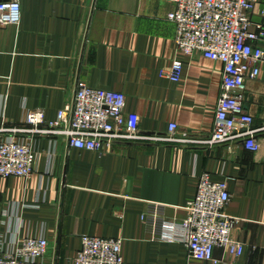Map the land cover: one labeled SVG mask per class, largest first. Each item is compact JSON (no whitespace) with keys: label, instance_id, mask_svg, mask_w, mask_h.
I'll return each mask as SVG.
<instances>
[{"label":"crops","instance_id":"1","mask_svg":"<svg viewBox=\"0 0 264 264\" xmlns=\"http://www.w3.org/2000/svg\"><path fill=\"white\" fill-rule=\"evenodd\" d=\"M11 0H0L10 2ZM18 25L0 28V121L22 125L32 112L56 122L80 82L122 93L126 112L146 134L177 124L183 136L207 139L214 128L223 65L175 44L168 0H20ZM264 0L250 15L264 26ZM264 47V43H260ZM178 60V83L160 76ZM256 125L264 124V66L247 80L243 98ZM36 172L0 178V255L10 243L45 238L38 264H75L81 237L122 240L124 264H214L189 257L180 243L155 237L145 219L173 222L209 176L231 194L226 214L239 219L233 237L245 245L238 264H264V152L179 145L114 146L110 152L73 149L58 137L36 136ZM217 264L231 256L215 251Z\"/></svg>","mask_w":264,"mask_h":264},{"label":"built area","instance_id":"2","mask_svg":"<svg viewBox=\"0 0 264 264\" xmlns=\"http://www.w3.org/2000/svg\"><path fill=\"white\" fill-rule=\"evenodd\" d=\"M168 1L175 4L168 20L176 27L178 51L187 56L200 54L224 68L211 135L207 139L183 136L177 124H171L164 135L143 133L140 117L126 112L124 94L80 82L72 102L59 112L56 122L47 123L42 112L30 113L22 125L1 116L0 178H31L37 171L36 136L62 138L70 148L96 153L110 152L119 144L231 148L238 143L253 154L264 152V124L256 125L243 102L247 80L257 79L264 66V47L259 45L264 43V26L250 18L258 0ZM20 16V0L0 2V28L18 25ZM183 73L184 64L176 60L160 76L178 83ZM230 202L227 186L205 175L197 195L186 205L184 220L171 222L156 213L145 219L156 238L183 244L196 261L217 264L214 254L222 249L231 256L230 264H238L245 245L233 237L240 220L226 214ZM122 247V240L82 236L75 264H124ZM1 250L0 264H38L48 255L50 243L43 237L26 238Z\"/></svg>","mask_w":264,"mask_h":264}]
</instances>
